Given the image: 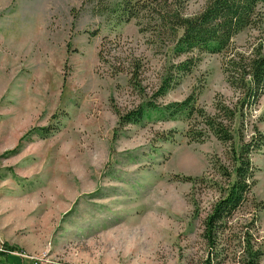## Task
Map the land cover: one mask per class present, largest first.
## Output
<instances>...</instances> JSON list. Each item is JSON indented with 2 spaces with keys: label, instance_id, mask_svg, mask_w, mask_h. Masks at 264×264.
<instances>
[{
  "label": "rangeland",
  "instance_id": "374dc122",
  "mask_svg": "<svg viewBox=\"0 0 264 264\" xmlns=\"http://www.w3.org/2000/svg\"><path fill=\"white\" fill-rule=\"evenodd\" d=\"M181 1L189 16L207 3ZM119 2L0 0V251L19 264H246L248 244L264 247V207L246 203L210 248L204 219L219 193L182 178L219 179L209 161L226 162V146L191 143L187 121L156 113L119 123L185 58L120 21ZM105 38L109 63L98 56ZM233 39L264 41V21ZM134 57L144 93L127 71L113 75ZM221 65V54H201L157 104L195 91L212 111L217 94L232 99ZM258 104L264 119V94ZM251 157L253 197L264 201V146Z\"/></svg>",
  "mask_w": 264,
  "mask_h": 264
},
{
  "label": "trees",
  "instance_id": "16d2710c",
  "mask_svg": "<svg viewBox=\"0 0 264 264\" xmlns=\"http://www.w3.org/2000/svg\"><path fill=\"white\" fill-rule=\"evenodd\" d=\"M263 8L264 0H207L202 11L189 16L181 0H120L111 9L120 21L136 20L139 31L148 34L151 43L165 47L178 59L185 56L172 65L169 75L148 99L119 114L120 125L137 124L156 113L162 119L187 121L185 133L191 143H204L214 137L227 148L226 162L219 157L209 161L219 179L208 178L207 173L182 177L193 187L209 186L219 193L204 219L203 239L210 248L215 247L218 237L228 230V223L246 203L251 202L256 211L264 207V201L253 197L257 168L251 157L264 146V133L259 127L264 119L256 114L264 94V41L239 47L233 39L247 28L259 27L264 21ZM107 42L105 38L98 54L104 63H109L104 56ZM203 53L222 55L221 66L232 89V99L217 94L212 111L198 103L195 91L182 101L157 104L156 99L178 83V77L191 72ZM114 67V76L127 71L135 89L144 93L139 81L141 59L134 57L126 66ZM193 204L198 208V202ZM248 247L246 264H258L264 247L254 248L250 244ZM0 254L6 255L7 261L8 251L2 250ZM5 260L0 263H6Z\"/></svg>",
  "mask_w": 264,
  "mask_h": 264
}]
</instances>
